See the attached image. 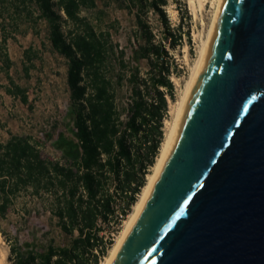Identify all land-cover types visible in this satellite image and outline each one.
<instances>
[{"label": "trees", "instance_id": "obj_1", "mask_svg": "<svg viewBox=\"0 0 264 264\" xmlns=\"http://www.w3.org/2000/svg\"><path fill=\"white\" fill-rule=\"evenodd\" d=\"M114 1L124 4L128 13L135 10L138 34L130 60L109 31H97L82 16L96 8L95 0H0V8L17 16L37 9L52 50L67 62L69 90L68 135L59 133L53 142L60 160L44 157L42 143L29 136L10 135L0 145V221L18 198L28 194L40 209L48 208L67 238L62 246L51 239L39 246L7 239L11 264H99L113 244L106 235L116 232L119 220L131 213L159 154L167 98L174 100L171 69L165 47L152 41L138 12L159 16L168 47H175L181 37L168 23L163 9L167 0ZM0 28L3 32L2 24ZM23 56L30 64L28 49ZM143 60L148 69L140 76L136 64ZM11 65L3 50L0 72L8 86L0 88L27 104L25 91L9 77ZM31 66L23 63L25 74Z\"/></svg>", "mask_w": 264, "mask_h": 264}, {"label": "water", "instance_id": "obj_2", "mask_svg": "<svg viewBox=\"0 0 264 264\" xmlns=\"http://www.w3.org/2000/svg\"><path fill=\"white\" fill-rule=\"evenodd\" d=\"M110 264H264V0H221L173 145Z\"/></svg>", "mask_w": 264, "mask_h": 264}, {"label": "rangeland", "instance_id": "obj_3", "mask_svg": "<svg viewBox=\"0 0 264 264\" xmlns=\"http://www.w3.org/2000/svg\"><path fill=\"white\" fill-rule=\"evenodd\" d=\"M95 1L96 8L84 11L82 16L97 31H109L112 42L124 51L125 60H130L131 47L135 43L134 35L138 34L135 10L128 13L124 4L114 0ZM188 2L189 0H167V6L163 8L174 35L181 37L173 48L167 46L159 16L151 11L138 12L151 30L152 41L165 47L168 55L165 60L171 69L169 79L173 85L174 100L167 98L168 108L162 127L163 140L173 119L174 105L180 99L189 76L188 70L197 59L200 40L208 31L213 13V0H204L201 8L195 2L193 11L190 10ZM30 9L27 14L17 16L11 10L0 8V24L4 28L3 32L0 28V57L4 50L12 63L8 70L9 77L25 91L28 101L23 104L17 97L7 95L0 88V145L10 135L29 136L42 143L41 152L44 157L55 161L60 160V153L54 149L53 142L59 133L68 135L67 129L70 126L67 116V62L52 50L47 38L46 23L38 19L37 9ZM59 14L63 17V14ZM3 37L6 38L4 43ZM26 49L32 55L30 64L23 56ZM23 63L32 65L28 74L23 71ZM131 65L135 66L134 63ZM136 65L140 76H143L148 69L147 62L143 60ZM0 85L8 86L3 72H0ZM126 87L125 85L120 93L123 101L127 96ZM151 173L152 169L149 171ZM47 210L48 208L40 209L37 199L28 194L14 202L6 217L0 221V255L2 252L6 253L3 264H11L8 259L7 239L16 237L22 244L35 243L38 246L51 239L56 245H65L67 238L58 231L55 219L51 218ZM123 222H120L116 232L106 235L105 240L113 243L123 227ZM32 235L36 237L35 241ZM103 260L104 258L100 262Z\"/></svg>", "mask_w": 264, "mask_h": 264}, {"label": "bare ground", "instance_id": "obj_4", "mask_svg": "<svg viewBox=\"0 0 264 264\" xmlns=\"http://www.w3.org/2000/svg\"><path fill=\"white\" fill-rule=\"evenodd\" d=\"M212 1V0H211ZM197 3L198 7H202L204 4V0H189L188 6L190 10H194V3ZM221 0H213L212 7H213V13L211 16V21H210V26L208 28V31L206 32V35L204 36L203 39L200 40V45L198 49V56L197 59L195 60L194 64H192L188 70L189 76L187 81L184 84L183 91L181 93L180 99L178 102L174 105V114H173V119L171 123L168 125V132L167 135H165V139L163 140L160 149H159V154L157 155L155 164L152 167V173L148 174L146 177V184L142 188L141 193L138 196V200L135 203V205L132 208L131 213L127 216V219L124 220L123 222V227L121 231L118 233V236L116 237L115 241L113 242L114 244L112 247L109 249L108 254L104 257V260L100 262V264H110L116 253L118 252L123 240L125 239L128 231L130 230L131 226L135 222L136 218L138 217L145 201L146 198L157 178L159 175L161 168L170 152V149L173 145V142L175 140L185 107L187 105L188 99L190 97L194 82L196 80L198 71L200 69V66L202 64L203 58L206 53V49L208 46V42L211 36V32L213 29V25L217 16V12L220 6ZM211 4V3H210ZM0 264H3V261L6 257V253L2 252L0 255Z\"/></svg>", "mask_w": 264, "mask_h": 264}, {"label": "built area", "instance_id": "obj_5", "mask_svg": "<svg viewBox=\"0 0 264 264\" xmlns=\"http://www.w3.org/2000/svg\"><path fill=\"white\" fill-rule=\"evenodd\" d=\"M122 221V219L121 220H119V222H121Z\"/></svg>", "mask_w": 264, "mask_h": 264}]
</instances>
